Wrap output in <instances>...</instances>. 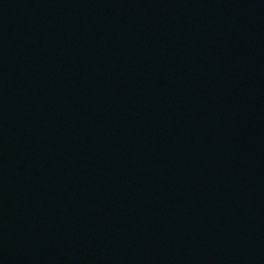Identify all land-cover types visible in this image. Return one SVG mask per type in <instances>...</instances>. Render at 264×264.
Segmentation results:
<instances>
[{"label": "water", "instance_id": "obj_1", "mask_svg": "<svg viewBox=\"0 0 264 264\" xmlns=\"http://www.w3.org/2000/svg\"><path fill=\"white\" fill-rule=\"evenodd\" d=\"M0 264H264V0H0Z\"/></svg>", "mask_w": 264, "mask_h": 264}]
</instances>
